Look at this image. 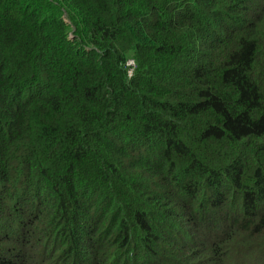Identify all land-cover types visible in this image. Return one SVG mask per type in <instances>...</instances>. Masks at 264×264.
<instances>
[{
    "label": "trees",
    "instance_id": "trees-1",
    "mask_svg": "<svg viewBox=\"0 0 264 264\" xmlns=\"http://www.w3.org/2000/svg\"><path fill=\"white\" fill-rule=\"evenodd\" d=\"M263 256L264 0H0V264Z\"/></svg>",
    "mask_w": 264,
    "mask_h": 264
},
{
    "label": "rangeland",
    "instance_id": "rangeland-1",
    "mask_svg": "<svg viewBox=\"0 0 264 264\" xmlns=\"http://www.w3.org/2000/svg\"><path fill=\"white\" fill-rule=\"evenodd\" d=\"M133 65V60H129L128 62H127V66H132ZM130 72H132V70H130ZM263 260H264V256H263ZM263 260H258V262L260 263V264H263Z\"/></svg>",
    "mask_w": 264,
    "mask_h": 264
}]
</instances>
